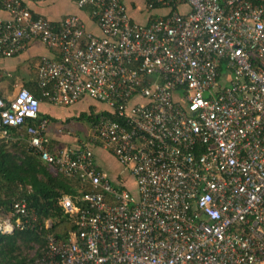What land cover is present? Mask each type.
<instances>
[{"label": "built area", "instance_id": "built-area-1", "mask_svg": "<svg viewBox=\"0 0 264 264\" xmlns=\"http://www.w3.org/2000/svg\"><path fill=\"white\" fill-rule=\"evenodd\" d=\"M180 1L186 12L172 9ZM156 2L168 12L138 24L122 0H76L98 35L76 15L54 26L2 0L0 57L38 38L58 51L36 67L43 98L107 105L77 147L54 149L39 99L0 95V139L89 188L57 199L75 230L46 234L24 264H264V0ZM92 144L130 172L135 195L96 165ZM10 214L0 233L42 228L24 199Z\"/></svg>", "mask_w": 264, "mask_h": 264}, {"label": "trees", "instance_id": "trees-1", "mask_svg": "<svg viewBox=\"0 0 264 264\" xmlns=\"http://www.w3.org/2000/svg\"><path fill=\"white\" fill-rule=\"evenodd\" d=\"M144 1L146 7L152 3L150 12L159 8L168 12V8L156 0ZM183 3L182 1L174 3L172 9L179 11L178 8ZM0 8L5 9L2 0ZM151 16L154 15H149V19ZM33 95L38 98L37 95ZM95 116L96 114L93 115L91 112L89 115L83 113L79 117L87 118L89 121ZM88 190L87 186L81 189L76 178H68L56 172L52 165L43 162L36 153L28 149L24 141L0 139V216L10 215L11 219L15 220L16 215L10 214L13 202L24 199L36 222L42 225L40 230L15 228L11 234L0 233V262L24 264L28 259L25 252L32 249L34 244H38L39 248L44 247L45 235L48 233L59 240L68 238L75 230V221L59 208L57 199L68 194L80 196ZM83 206L80 204V207ZM46 219H51L49 227L44 226ZM36 255H39L38 250Z\"/></svg>", "mask_w": 264, "mask_h": 264}, {"label": "crops", "instance_id": "crops-1", "mask_svg": "<svg viewBox=\"0 0 264 264\" xmlns=\"http://www.w3.org/2000/svg\"><path fill=\"white\" fill-rule=\"evenodd\" d=\"M122 1L126 4L130 17L138 24L147 22L149 20V15H162L167 11L159 8L150 12L144 0ZM18 2L22 6H25L32 16L45 18L54 26H59L66 16L76 15L84 24L86 30L99 35V30L90 17L89 9L87 7L78 8L76 0H18ZM180 6L185 7V10L182 12L188 10L186 4L183 3ZM0 17L7 19L10 17V14L7 10L0 8ZM57 54L58 51L56 49L48 48L41 40L32 37L26 41L24 48L15 55L11 57H0V95L12 96L17 88H27L32 94L37 95L39 99V115H44L49 119L46 136L49 139L50 146L54 149L77 147L80 141H84L86 137L78 136V131L73 127L74 119H79V116L83 113L89 115L88 113L92 110L93 114H97L102 110L97 111L98 107L96 105L100 104V102L91 99L93 102L87 105L86 109H82V106H77V108L80 109H71L67 111V114H64V107L68 106L54 104L41 96L40 90L36 84L37 64L41 57L47 56L56 58ZM87 99L90 98L83 96L71 105L82 104ZM73 110H76L75 112H77L78 115H73L75 113ZM85 119L88 121L87 118ZM91 149L94 152L95 163L98 167H100L97 163L99 155L106 157L110 156L114 162L119 164L111 153L108 151L105 152V150L98 145L91 147ZM112 179L116 181L117 175H113ZM113 183L125 187V183L120 176L119 180ZM78 204L80 203L78 202Z\"/></svg>", "mask_w": 264, "mask_h": 264}, {"label": "rangeland", "instance_id": "rangeland-1", "mask_svg": "<svg viewBox=\"0 0 264 264\" xmlns=\"http://www.w3.org/2000/svg\"><path fill=\"white\" fill-rule=\"evenodd\" d=\"M178 9H179V11H184L185 7L180 6ZM91 102H93V100L87 99L82 104L80 103V104H74V105H71L68 107H64V114H67V111L71 110V109H80V108H77V106H80V107L82 106V109L83 108L86 109L87 105H89ZM96 106L98 107L97 111H100V110L103 111V109H107V105H105L103 103L97 104ZM75 111L76 110H73V112H75ZM92 111H90L89 113H91ZM75 114L78 115L77 112H75L73 115H75ZM65 126H67V125H65ZM88 126H89V123L85 118H79V119L75 118L73 121V127L78 131V133H79L78 136L86 137L87 133H88ZM67 127H69V126H67ZM98 154H100V153H98ZM97 163L99 164L101 169L106 172L108 178L111 180L112 183L118 181L119 176H120V178L125 183L126 189L134 195L137 193L136 184H135V181H134L133 177L131 176L130 172L123 170L121 168V166H119V164L114 162L110 156L106 157L103 155H99L97 158ZM113 175H117L116 181H114L112 179ZM113 184H115V183H113ZM36 246H38V244H34L32 249H29L25 252L28 257L30 256V254H33L37 251V250H35Z\"/></svg>", "mask_w": 264, "mask_h": 264}, {"label": "clouds", "instance_id": "clouds-1", "mask_svg": "<svg viewBox=\"0 0 264 264\" xmlns=\"http://www.w3.org/2000/svg\"><path fill=\"white\" fill-rule=\"evenodd\" d=\"M80 203V202H79ZM81 204V203H80ZM69 215V214H68Z\"/></svg>", "mask_w": 264, "mask_h": 264}]
</instances>
